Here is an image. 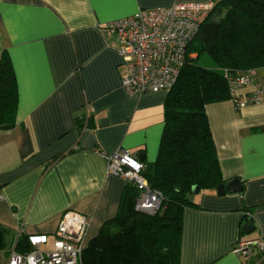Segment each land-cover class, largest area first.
I'll use <instances>...</instances> for the list:
<instances>
[{
    "label": "crops",
    "instance_id": "obj_1",
    "mask_svg": "<svg viewBox=\"0 0 264 264\" xmlns=\"http://www.w3.org/2000/svg\"><path fill=\"white\" fill-rule=\"evenodd\" d=\"M200 2L214 0H0V58L9 56L19 93L16 126L0 130V264L19 236L52 238L68 211L91 219L87 245L118 215L129 184L103 155L124 150L155 163L169 92L127 94L111 24ZM255 74L264 86V67ZM206 113L224 184L238 179L244 190L191 195L181 264H264V254L232 252L241 237L264 235V103L237 108L229 99ZM249 224L255 231L246 234Z\"/></svg>",
    "mask_w": 264,
    "mask_h": 264
},
{
    "label": "trees",
    "instance_id": "obj_2",
    "mask_svg": "<svg viewBox=\"0 0 264 264\" xmlns=\"http://www.w3.org/2000/svg\"><path fill=\"white\" fill-rule=\"evenodd\" d=\"M196 53L195 58H190ZM188 60L165 104L158 158L144 175L164 195L156 215L136 209L129 184L118 215L87 246L83 264H181L185 209L195 188L224 184L206 106L231 99L227 73L264 67V0H214V9L188 48ZM19 93L9 56L0 58V130L16 126ZM5 233L0 227V249ZM27 245L22 236L18 249Z\"/></svg>",
    "mask_w": 264,
    "mask_h": 264
},
{
    "label": "built area",
    "instance_id": "obj_3",
    "mask_svg": "<svg viewBox=\"0 0 264 264\" xmlns=\"http://www.w3.org/2000/svg\"><path fill=\"white\" fill-rule=\"evenodd\" d=\"M213 9L214 2L180 3L169 8L140 10L111 24L124 68L122 87L129 96L139 98L171 91L187 63L190 44ZM226 78L237 108L264 103V86L255 72L227 73ZM243 88H250V93L241 96L239 90ZM103 157L111 174L137 189L139 212L156 215L162 210L164 195L151 188L138 154L119 150ZM90 224L88 216L68 211L52 238L29 235L26 247L20 250L17 248L19 236L7 264H83ZM232 252L244 260L264 254V235L255 239L241 237Z\"/></svg>",
    "mask_w": 264,
    "mask_h": 264
},
{
    "label": "water",
    "instance_id": "obj_4",
    "mask_svg": "<svg viewBox=\"0 0 264 264\" xmlns=\"http://www.w3.org/2000/svg\"><path fill=\"white\" fill-rule=\"evenodd\" d=\"M139 159L142 162H144L145 161V155L141 154L139 156ZM243 190H244L243 186L238 179L232 180L228 184H222V185L217 187L218 193L222 196H224L228 191L234 192V193H241V192H243ZM199 192H200L199 189L195 188L194 193H199ZM243 230L246 234H251L255 231V226L253 224H249V225L244 226Z\"/></svg>",
    "mask_w": 264,
    "mask_h": 264
},
{
    "label": "rangeland",
    "instance_id": "obj_5",
    "mask_svg": "<svg viewBox=\"0 0 264 264\" xmlns=\"http://www.w3.org/2000/svg\"><path fill=\"white\" fill-rule=\"evenodd\" d=\"M196 56H197L196 53H191L189 57H190V58H195Z\"/></svg>",
    "mask_w": 264,
    "mask_h": 264
}]
</instances>
